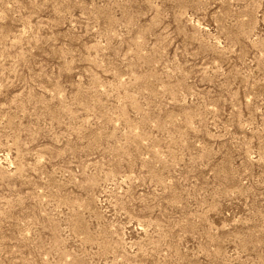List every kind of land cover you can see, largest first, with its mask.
Returning a JSON list of instances; mask_svg holds the SVG:
<instances>
[{
  "label": "rangeland",
  "instance_id": "1",
  "mask_svg": "<svg viewBox=\"0 0 264 264\" xmlns=\"http://www.w3.org/2000/svg\"><path fill=\"white\" fill-rule=\"evenodd\" d=\"M0 264H264V0H0Z\"/></svg>",
  "mask_w": 264,
  "mask_h": 264
}]
</instances>
